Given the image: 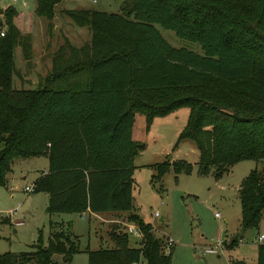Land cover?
I'll list each match as a JSON object with an SVG mask.
<instances>
[{
  "label": "trees",
  "instance_id": "trees-1",
  "mask_svg": "<svg viewBox=\"0 0 264 264\" xmlns=\"http://www.w3.org/2000/svg\"><path fill=\"white\" fill-rule=\"evenodd\" d=\"M54 4L35 0L33 12L50 20ZM0 14V187L15 159L45 156L47 170L31 186L46 194V214L125 211L142 233L129 246L130 236L114 231L111 247L83 250L86 264H170L171 250L162 252L151 226L130 213L132 159L142 148L130 138L133 115L147 130L154 117L186 107L177 140L193 142L200 175L217 179L237 162L264 159V0H130L118 13L65 9L89 40L80 47L64 40L40 82L26 89L13 88L11 75L15 47L29 59L28 39L13 24L12 6ZM158 28L199 52L170 45ZM154 167L157 178L168 168L190 171L183 160ZM237 197L240 227L254 230L264 173L250 169ZM57 225L45 245L38 237L30 251L1 253L0 264H52L53 254L68 262L79 252L77 237Z\"/></svg>",
  "mask_w": 264,
  "mask_h": 264
},
{
  "label": "rangeland",
  "instance_id": "rangeland-1",
  "mask_svg": "<svg viewBox=\"0 0 264 264\" xmlns=\"http://www.w3.org/2000/svg\"><path fill=\"white\" fill-rule=\"evenodd\" d=\"M129 4L130 0H55L54 12L50 20L34 14L35 0L15 2L0 0V11L8 5L13 7L16 12L13 18L14 26L20 34L27 37L29 45H34L32 56L37 57L39 63L46 66L50 64L51 55L64 40L74 46L73 40L72 43L68 41L72 27L69 28L66 24L70 22L74 26V23L64 14L61 7L67 10L85 9L118 13L121 8ZM0 21L3 23L1 15ZM53 25H56L55 29H52ZM4 29L3 23L0 30ZM158 31L170 45L183 46L199 52L196 44L177 38L170 30L158 28ZM77 36L80 40L74 47L85 46L86 42H83L86 37L85 31L82 30ZM18 49L20 48L13 49V63L15 69L20 72L22 58ZM45 51L46 54H43ZM46 69L40 67L33 70L44 73L49 70ZM14 77L12 74L13 88H34L33 84L17 83ZM187 114V108L180 107L165 116L154 117L148 125L149 131L146 132L142 130L143 117L137 114L139 118H136L134 124L137 132H141L138 139L142 143V148L137 150L132 159L130 211L143 223L151 225L154 237L161 242L162 252L171 250L170 264H225L226 256H231L232 253L229 247H226L228 240L232 236H237L242 242H249L254 235L252 229L240 227L237 187L250 169L256 168L264 173V159L237 162L217 179L213 178L211 172L200 175L197 172V151L193 142L189 139L177 140V134L185 125ZM138 123L141 124V129ZM176 160L188 163L189 173L174 174L168 168L159 178L156 177L155 164ZM40 161H42L41 157L15 159L12 162V169L14 168L15 172L18 169L24 177L17 178L16 187L10 193L13 198H10L5 187H0V254L30 251L31 245L38 237L41 244L45 245L49 233L57 229V224L60 226L62 224L61 228L77 237L79 252L73 254L68 262H63L60 255L53 254L52 264H86L83 250L97 249L100 245L98 235L107 233V230L110 234L118 229L123 232L125 225L134 224L128 221L129 214L109 221L91 217L81 219L71 213L46 214L41 192L26 194L22 191L23 187L28 186L31 179L42 169ZM33 194L36 196L30 205L29 196ZM16 201H21V206H15ZM12 209H15L14 213L8 214ZM215 213L217 216L214 215ZM17 220L20 222L16 223ZM167 237L173 242L168 249L163 245ZM127 239L128 245H137L138 241L134 238L127 237ZM106 246L108 245L105 244L101 248ZM206 247H214L216 252L201 254L202 252L199 251ZM142 262L140 260L139 264H143Z\"/></svg>",
  "mask_w": 264,
  "mask_h": 264
},
{
  "label": "crops",
  "instance_id": "crops-1",
  "mask_svg": "<svg viewBox=\"0 0 264 264\" xmlns=\"http://www.w3.org/2000/svg\"><path fill=\"white\" fill-rule=\"evenodd\" d=\"M61 9L65 10L62 7H61ZM53 10H54V8H53ZM66 24L68 25L69 28L72 27V30H71L72 33L68 34L70 36L69 37L70 39L67 38L70 43L74 42L75 44L74 43H72V44L74 46H77L76 43L79 42V40H80L77 35L80 32H82V30H84L85 34H86L85 40L83 42H88L90 33H89L87 27L86 28H84L85 26L84 27L83 26H81V27L79 26L78 27L75 24H74V26H72L70 22H68ZM55 28H56V25H53L52 29H55ZM30 38H32V37L30 36ZM31 41H32V39H31ZM33 48H34V45L30 44V52H31V54L29 56V59L27 61H24L22 59V63H21V66H20L21 69H20V67H18V69H20V72H18V70L16 69L17 75H15L14 78L17 80V83H24V84H27V85L33 84V87H35L40 82L41 78L44 76L46 71L44 73H39V72L37 73V71H35L33 69L44 67V68H47L46 70H48L50 64L48 63L46 66H44L43 64H40L39 63V59L37 57L32 56ZM18 50H19L18 52L20 53V56H21L20 49H18ZM43 54H46V51L43 52ZM39 55H41V54H39ZM40 62H41V60H40ZM28 68H30V70H28ZM136 118L138 119L139 117H138L137 114H134L133 118H132L131 129H130V138H131L132 141H136V142L140 143L141 141L138 139V137L140 136L141 132L140 131L137 132V129L135 128V124H134V121L136 120ZM151 122H152V120H151ZM143 125H142V130L144 132L149 131V127L147 128V130H145L143 128ZM138 126L141 129V124L140 123H138ZM134 130H136V131H134ZM135 134H137V136H135ZM38 157L42 158V161H40V163L42 164V169L40 170V172L36 176H34L31 179L29 185L32 184V182H33V180L35 178H37L38 176L44 174L46 172V170H47V158L45 156H36V157H30V158L31 159H37ZM132 163H133V160H132ZM234 165H232V166H234ZM232 166H230L229 169ZM14 170L15 169L14 168L12 169V165H11L10 171L5 176V186H3L9 192L10 198H13V195L10 194V193L12 191H14V188L16 187L17 178H19V179H23L24 178L23 175L20 173V171L18 172V169H17L16 172ZM41 193L43 195V200H42L43 204L42 205H44L43 206V208H44L45 204H46V194L43 193V192H41ZM35 196L36 195H34V194L29 196L28 203L30 205L33 202ZM25 199H24V202H25ZM18 202L19 201H16V203H15L16 204L15 206H17V207L21 206V204H20L21 201L19 203ZM130 213H132V212L130 211ZM55 214H65V213H55ZM71 214L79 216V218H81V219H83L85 217H86V219H88V218L91 217L93 219L96 218L97 220L109 221V220H116V218H118V217H124L126 214H128V212H125V211L90 212V211H88L86 209L83 212L71 213ZM65 220L68 221V219H65ZM117 231H118V233L122 232L119 229ZM253 231H254V235L252 236V238H251V240L249 242H242L240 239L237 238L235 244L228 248V249L231 250L232 253H231V256L230 255H227L228 257L226 256V263L225 264H230V261H240L243 264H264V245L257 244V243L254 242L255 236L257 234L264 235V208H262V210L260 212V217H259V222L257 224V227ZM123 232H124V230H123ZM97 238H98V242L100 244L98 246V248L103 246V245H105V244L108 245V246H106L104 248H109V247L112 246L111 234L108 232V230H107V233H103V235L102 234L98 235ZM199 252H201V251H199ZM216 257H218V256L216 255Z\"/></svg>",
  "mask_w": 264,
  "mask_h": 264
},
{
  "label": "built area",
  "instance_id": "built-area-1",
  "mask_svg": "<svg viewBox=\"0 0 264 264\" xmlns=\"http://www.w3.org/2000/svg\"><path fill=\"white\" fill-rule=\"evenodd\" d=\"M10 1H11V2H15V1H17V0H10ZM2 34H3V30H0V36H2ZM22 191H23L24 193H26V194H27V193H30V192H32V186H31V185L24 186L23 189H22ZM14 210H15V209H14ZM14 210L12 209V210L8 211V214H13V213H14ZM214 215L217 216L216 213H215ZM154 216H156V213H154ZM19 222H20L19 220L16 221V223H19ZM124 232H125L127 235H129L131 238H134V239H136V240H140V239H141V236H142L141 231H140L139 228H138L136 225H134V224H127V225H125ZM254 242L257 243V244L264 245V235H262V234H257V235L255 236ZM163 243H164V244H163L164 247H165L166 249H168L169 247L172 246V243H173V242H172V240H171L169 237H167V238H165V240H164ZM216 243H217V242H216ZM201 252H202L201 254H203V253H205V254H207V253H211V254H213V253L216 252V250H215L214 247H206V248L202 249ZM131 264H139V262L131 263Z\"/></svg>",
  "mask_w": 264,
  "mask_h": 264
},
{
  "label": "water",
  "instance_id": "water-1",
  "mask_svg": "<svg viewBox=\"0 0 264 264\" xmlns=\"http://www.w3.org/2000/svg\"><path fill=\"white\" fill-rule=\"evenodd\" d=\"M234 238H235V236H232V237L228 240V242L230 243Z\"/></svg>",
  "mask_w": 264,
  "mask_h": 264
}]
</instances>
